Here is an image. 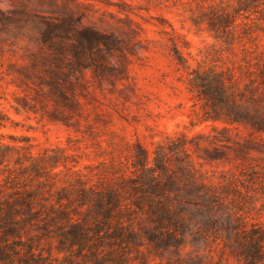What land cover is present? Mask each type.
<instances>
[{"label":"rangeland","instance_id":"1","mask_svg":"<svg viewBox=\"0 0 264 264\" xmlns=\"http://www.w3.org/2000/svg\"><path fill=\"white\" fill-rule=\"evenodd\" d=\"M238 1L0 0V192L32 196L23 239L74 264H264V132L200 122L186 79L258 63L264 124L263 1L209 30Z\"/></svg>","mask_w":264,"mask_h":264},{"label":"trees","instance_id":"2","mask_svg":"<svg viewBox=\"0 0 264 264\" xmlns=\"http://www.w3.org/2000/svg\"><path fill=\"white\" fill-rule=\"evenodd\" d=\"M262 1L264 6V0ZM258 4L257 0H239L232 12L224 7L216 10L214 18L208 23L209 30L215 32L214 38H220L218 29L222 27L226 29V39H231L232 34L228 28L236 25L241 13H249L246 18L254 22L250 16ZM260 20L261 18L258 21ZM177 61L180 65H185L183 58L180 57ZM186 69L189 91L195 93L196 98L203 103L200 122L248 125L257 133L264 132L263 67L258 63L247 62L244 68L238 70L233 67L218 70L216 66L202 68V65ZM213 129L216 130L215 127ZM31 205L30 193L14 199L0 192V264H74L67 257L60 259V246L55 248V253L50 247L40 248L36 239H23L27 225L38 216L32 212ZM49 222H55V219L49 218L45 224ZM79 231L74 227L68 234L62 230L59 233L70 245L80 247L82 240L79 239ZM253 243L254 248H258L257 242Z\"/></svg>","mask_w":264,"mask_h":264}]
</instances>
